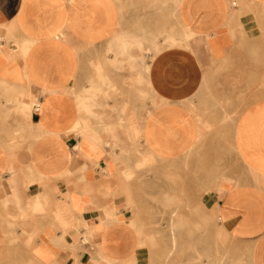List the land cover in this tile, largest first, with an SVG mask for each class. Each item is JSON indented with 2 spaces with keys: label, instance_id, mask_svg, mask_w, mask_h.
<instances>
[{
  "label": "crops",
  "instance_id": "crops-1",
  "mask_svg": "<svg viewBox=\"0 0 264 264\" xmlns=\"http://www.w3.org/2000/svg\"><path fill=\"white\" fill-rule=\"evenodd\" d=\"M180 256L264 264V0H0V264Z\"/></svg>",
  "mask_w": 264,
  "mask_h": 264
},
{
  "label": "rangeland",
  "instance_id": "rangeland-1",
  "mask_svg": "<svg viewBox=\"0 0 264 264\" xmlns=\"http://www.w3.org/2000/svg\"><path fill=\"white\" fill-rule=\"evenodd\" d=\"M137 144V152H138V157H140L139 155L141 154V152H143L144 148L142 146H140L139 143ZM133 151L135 149V147L133 146ZM142 158V157H141ZM145 160V162L142 164L143 166H151V165H156L157 161L153 160H146L145 158L143 159ZM162 163V162H160ZM164 165V169L165 170H172L173 166L172 163H163ZM189 240H195V239H178V242L176 243V247H179V249H177V251H187L189 250V245L192 244H188ZM225 241H227V243L230 245V242L228 239H224ZM142 243H141V247L147 249L148 251H162L163 249L165 251L169 250V246H170V241L171 239H141ZM177 241V239H176ZM176 249V248H175ZM174 249V250H175ZM177 262H180V264H182L183 260H181V256L180 259L177 260Z\"/></svg>",
  "mask_w": 264,
  "mask_h": 264
},
{
  "label": "bare ground",
  "instance_id": "bare-ground-1",
  "mask_svg": "<svg viewBox=\"0 0 264 264\" xmlns=\"http://www.w3.org/2000/svg\"><path fill=\"white\" fill-rule=\"evenodd\" d=\"M10 30V29H9ZM184 32V31H183ZM185 38V37H184ZM182 38L180 37V39L179 40H181ZM188 40V39H187ZM175 41V40H174ZM183 41V40H182ZM176 248V243H175V240H174V242H172V244H171V247H170V249H169V251H172V250H174Z\"/></svg>",
  "mask_w": 264,
  "mask_h": 264
}]
</instances>
